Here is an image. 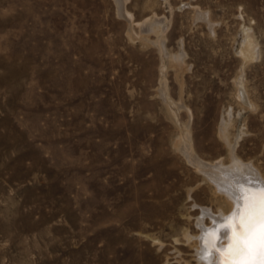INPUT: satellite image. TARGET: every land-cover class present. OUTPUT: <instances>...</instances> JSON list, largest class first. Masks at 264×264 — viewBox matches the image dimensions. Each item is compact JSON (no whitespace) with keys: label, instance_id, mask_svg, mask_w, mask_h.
I'll use <instances>...</instances> for the list:
<instances>
[{"label":"rangeland","instance_id":"rangeland-1","mask_svg":"<svg viewBox=\"0 0 264 264\" xmlns=\"http://www.w3.org/2000/svg\"><path fill=\"white\" fill-rule=\"evenodd\" d=\"M224 120L264 178V0H0V264H201Z\"/></svg>","mask_w":264,"mask_h":264},{"label":"bare ground","instance_id":"bare-ground-1","mask_svg":"<svg viewBox=\"0 0 264 264\" xmlns=\"http://www.w3.org/2000/svg\"><path fill=\"white\" fill-rule=\"evenodd\" d=\"M119 1L122 2V0ZM120 6L122 8L121 4ZM141 27L158 34V37L160 38L158 45L161 52L164 53L165 50L161 37L166 32V29H168L165 22L160 19H156L155 21L151 20L143 23ZM240 56L242 57L245 65L253 60H257L260 56L258 46L250 34H246L244 37ZM175 61L176 62H173L174 67L182 70L184 58L180 55L175 58ZM166 86L167 85L164 84L162 87L164 99L167 96ZM236 86L238 92L237 97L243 107L255 110L256 105L251 100L250 94L247 91V83L244 80L243 75L236 83ZM231 117L232 114L229 113V119H231ZM231 126V120H224L220 131L221 138L226 142L227 146L230 147V154L233 155V157L231 156V163L229 165H225L223 162L211 164L202 161L195 153L190 132L188 133L187 139L179 146L180 151L186 157V160L189 161V163L192 164L196 170L202 174L203 177H205V179L214 185L217 195L219 194L220 197L231 207L230 214L228 215L223 212L215 215L210 209H201L202 215L197 222L198 227L202 230V234L198 238V241L200 242V249L197 251L199 262L201 264H221L222 261V257L218 253H208L206 251L203 240L205 234L204 230H212L214 228L218 229L215 235L216 243L218 246L227 249L233 235L231 229L227 226V218L232 216L234 213L238 214L239 211H242V208L238 209L237 205H243L245 203L243 199L238 200V198L258 194L262 189H264V178L261 176L260 172L256 170L253 165L245 164L234 155L236 145H232L230 142L229 128ZM207 218L210 219L213 224L211 228H208L205 225V220Z\"/></svg>","mask_w":264,"mask_h":264},{"label":"snow or ice","instance_id":"snow-or-ice-1","mask_svg":"<svg viewBox=\"0 0 264 264\" xmlns=\"http://www.w3.org/2000/svg\"><path fill=\"white\" fill-rule=\"evenodd\" d=\"M245 203L238 214L227 218V226L233 235L227 249L217 245L215 235L218 229L204 232L205 249L222 257L221 264H264V189L258 194L239 197Z\"/></svg>","mask_w":264,"mask_h":264}]
</instances>
